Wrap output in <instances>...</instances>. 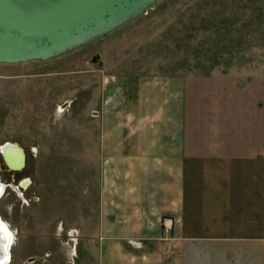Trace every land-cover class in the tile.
<instances>
[{
  "label": "rangeland",
  "instance_id": "374dc122",
  "mask_svg": "<svg viewBox=\"0 0 264 264\" xmlns=\"http://www.w3.org/2000/svg\"><path fill=\"white\" fill-rule=\"evenodd\" d=\"M174 81L189 189L201 192L209 174L203 160L218 159L230 173L237 236L206 243L218 264H264V0H166L61 57L0 62V216L14 234L9 264H94L86 245L99 219L102 120L110 112L134 117L141 99L152 98L144 88ZM8 141L27 151L22 170L3 159ZM199 195L197 216L206 205ZM126 241L147 246L143 237Z\"/></svg>",
  "mask_w": 264,
  "mask_h": 264
},
{
  "label": "crops",
  "instance_id": "0c3cea01",
  "mask_svg": "<svg viewBox=\"0 0 264 264\" xmlns=\"http://www.w3.org/2000/svg\"><path fill=\"white\" fill-rule=\"evenodd\" d=\"M148 91L152 98L130 107L138 112L134 117L110 112L102 120L101 203L94 237L87 239L88 260L94 258V264H218L216 247L206 242L237 236L229 220L233 211L229 169L218 159L203 160L209 174L201 192L189 189L192 170L185 158V119L174 97L181 87L174 81L144 88ZM198 195L206 201L199 216ZM166 217L172 219L170 228L164 224ZM193 223L204 230L193 233ZM128 237L146 238L147 246L134 249Z\"/></svg>",
  "mask_w": 264,
  "mask_h": 264
},
{
  "label": "water",
  "instance_id": "95a60500",
  "mask_svg": "<svg viewBox=\"0 0 264 264\" xmlns=\"http://www.w3.org/2000/svg\"><path fill=\"white\" fill-rule=\"evenodd\" d=\"M164 1L0 0V62L61 57L128 25ZM71 102V99L65 101L59 109ZM2 156L12 170H22L27 164V152L17 143L6 142ZM1 179L0 176V191L5 188ZM28 181L30 178L20 183L25 187ZM7 253H10L8 240L1 234L0 261Z\"/></svg>",
  "mask_w": 264,
  "mask_h": 264
},
{
  "label": "bare ground",
  "instance_id": "6f19581e",
  "mask_svg": "<svg viewBox=\"0 0 264 264\" xmlns=\"http://www.w3.org/2000/svg\"><path fill=\"white\" fill-rule=\"evenodd\" d=\"M9 142H12V141H9ZM4 186L6 188V185L5 184H4ZM5 188H2L0 192H3ZM0 228H1L0 235L1 234L3 236L5 235V237L8 240V247H9V252H10V253H7L6 254V256L3 258V260L1 259L2 261H0V264H9L10 257H11V253H12V246H13V243H14V234L11 231L10 227L8 226V224L1 218V216H0ZM8 256H9V259H8Z\"/></svg>",
  "mask_w": 264,
  "mask_h": 264
},
{
  "label": "built area",
  "instance_id": "2783aa9c",
  "mask_svg": "<svg viewBox=\"0 0 264 264\" xmlns=\"http://www.w3.org/2000/svg\"><path fill=\"white\" fill-rule=\"evenodd\" d=\"M172 221V219L171 218H168V217H166L165 219H164V224L167 226V227H171L170 225H169V223Z\"/></svg>",
  "mask_w": 264,
  "mask_h": 264
},
{
  "label": "flooded vegetation",
  "instance_id": "af4514ba",
  "mask_svg": "<svg viewBox=\"0 0 264 264\" xmlns=\"http://www.w3.org/2000/svg\"><path fill=\"white\" fill-rule=\"evenodd\" d=\"M59 106H60V105H59ZM62 110H63V108H62V109H61V108L59 109V107H58V111H59V112L62 111ZM25 150H26V149H25ZM1 152H2V151H1ZM26 152H27V151H26Z\"/></svg>",
  "mask_w": 264,
  "mask_h": 264
}]
</instances>
